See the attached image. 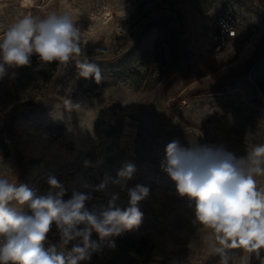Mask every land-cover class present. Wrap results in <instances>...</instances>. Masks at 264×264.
Segmentation results:
<instances>
[{"label": "rangeland", "instance_id": "obj_1", "mask_svg": "<svg viewBox=\"0 0 264 264\" xmlns=\"http://www.w3.org/2000/svg\"><path fill=\"white\" fill-rule=\"evenodd\" d=\"M251 0H0V35L26 15L70 14L81 28L82 58L99 65L96 83L74 65L10 69L0 81V175L47 190L55 175L69 190L115 176L124 161L137 171L128 186L151 189L138 229L113 237L81 264H220L211 231L160 169L165 146L224 145L237 156L264 144V91L251 78L264 58V35L251 28L222 51L211 35L225 11L245 24ZM252 24V23H251ZM247 30V27H246ZM264 83V81H263ZM82 101L69 111L63 101ZM91 162L85 167L84 161ZM264 188V176H255ZM93 191L97 214L109 193ZM67 198V197H65ZM126 193L118 204L126 206ZM54 231V229H53ZM50 239H55L50 234ZM93 239H96L95 235ZM47 247V244L45 245ZM70 247V246H69ZM240 264L241 248L226 249ZM264 256V250H262ZM250 264H259L254 256Z\"/></svg>", "mask_w": 264, "mask_h": 264}, {"label": "clouds", "instance_id": "obj_2", "mask_svg": "<svg viewBox=\"0 0 264 264\" xmlns=\"http://www.w3.org/2000/svg\"><path fill=\"white\" fill-rule=\"evenodd\" d=\"M81 38V28L67 13L18 19L0 35V81L10 69L31 66L35 55L36 70L53 63L65 69L74 65L81 78L99 83L101 69L82 58ZM63 103L72 111L83 102L67 98ZM164 151L160 169L194 206L195 222L211 231L209 247L220 255V264H230L225 250L236 248L245 253L240 264H250L252 256L264 264V188L254 178L264 176V144L237 156L222 144L184 146L174 139ZM136 171L135 163L124 161L115 176L105 174L97 185L84 182L83 191L73 188L70 195L52 174L44 192L0 175V264H81L104 247L114 248L113 237L138 229L143 221L140 204L151 189L128 186ZM110 187L119 191L109 193L107 206L98 214L89 211L92 192ZM121 193L127 196L124 207L118 204Z\"/></svg>", "mask_w": 264, "mask_h": 264}, {"label": "built area", "instance_id": "obj_3", "mask_svg": "<svg viewBox=\"0 0 264 264\" xmlns=\"http://www.w3.org/2000/svg\"><path fill=\"white\" fill-rule=\"evenodd\" d=\"M243 24V20L230 10L218 16L212 32V41L215 44V48L220 49L227 45L231 38L243 36L240 31Z\"/></svg>", "mask_w": 264, "mask_h": 264}, {"label": "trees", "instance_id": "obj_4", "mask_svg": "<svg viewBox=\"0 0 264 264\" xmlns=\"http://www.w3.org/2000/svg\"><path fill=\"white\" fill-rule=\"evenodd\" d=\"M246 24L244 23L241 28L240 31L244 34L246 33ZM240 38V36L235 37V38H231L228 42L227 45L223 46L222 48H220V50L222 51L224 48H226L230 42H234L236 39ZM211 39H212V35H211ZM213 42V41H212ZM214 47L215 44L213 43ZM251 78L253 80V82L256 84V86L260 89H262V91H264V58H262L259 62H257L253 69L251 70ZM0 144L5 147V138L3 137L2 133H1V129H0Z\"/></svg>", "mask_w": 264, "mask_h": 264}, {"label": "crops", "instance_id": "obj_5", "mask_svg": "<svg viewBox=\"0 0 264 264\" xmlns=\"http://www.w3.org/2000/svg\"><path fill=\"white\" fill-rule=\"evenodd\" d=\"M251 2L256 5L252 6V11L249 12L250 16L246 20L247 31H250L248 27L253 26L251 28H257L259 34L264 35V0H251Z\"/></svg>", "mask_w": 264, "mask_h": 264}]
</instances>
